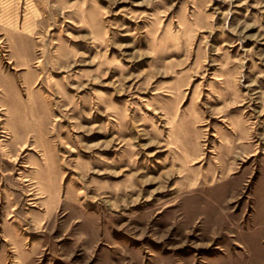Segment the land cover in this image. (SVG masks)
Listing matches in <instances>:
<instances>
[{
  "label": "rangeland",
  "instance_id": "374dc122",
  "mask_svg": "<svg viewBox=\"0 0 264 264\" xmlns=\"http://www.w3.org/2000/svg\"><path fill=\"white\" fill-rule=\"evenodd\" d=\"M0 264H264V0H0Z\"/></svg>",
  "mask_w": 264,
  "mask_h": 264
}]
</instances>
